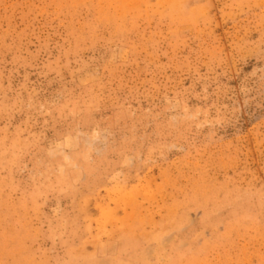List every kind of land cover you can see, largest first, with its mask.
<instances>
[{
	"label": "rangeland",
	"instance_id": "1",
	"mask_svg": "<svg viewBox=\"0 0 264 264\" xmlns=\"http://www.w3.org/2000/svg\"><path fill=\"white\" fill-rule=\"evenodd\" d=\"M0 264H264V0H0Z\"/></svg>",
	"mask_w": 264,
	"mask_h": 264
}]
</instances>
